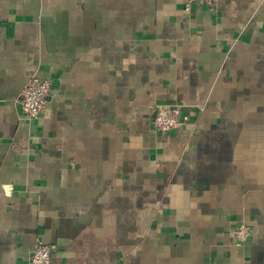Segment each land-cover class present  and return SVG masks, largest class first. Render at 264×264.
I'll list each match as a JSON object with an SVG mask.
<instances>
[{
    "label": "crops",
    "instance_id": "crops-1",
    "mask_svg": "<svg viewBox=\"0 0 264 264\" xmlns=\"http://www.w3.org/2000/svg\"><path fill=\"white\" fill-rule=\"evenodd\" d=\"M185 2L0 0V264H264V0Z\"/></svg>",
    "mask_w": 264,
    "mask_h": 264
},
{
    "label": "built area",
    "instance_id": "built-area-1",
    "mask_svg": "<svg viewBox=\"0 0 264 264\" xmlns=\"http://www.w3.org/2000/svg\"><path fill=\"white\" fill-rule=\"evenodd\" d=\"M217 0H186L185 10L188 11L192 4L198 3L209 11H214ZM51 92V82L47 79L30 77L21 90L17 105L22 117L26 120L37 119L46 108L47 98ZM153 128L158 132H170L178 129L188 121V117L181 111L179 105L156 106L153 108ZM250 227L241 224L237 226L230 236L231 242L241 247L246 244L250 236ZM53 245L43 243L37 239L30 254L27 264H51Z\"/></svg>",
    "mask_w": 264,
    "mask_h": 264
},
{
    "label": "water",
    "instance_id": "water-1",
    "mask_svg": "<svg viewBox=\"0 0 264 264\" xmlns=\"http://www.w3.org/2000/svg\"><path fill=\"white\" fill-rule=\"evenodd\" d=\"M153 117H154V114H153Z\"/></svg>",
    "mask_w": 264,
    "mask_h": 264
}]
</instances>
